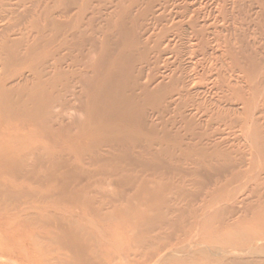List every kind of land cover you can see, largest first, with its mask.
I'll list each match as a JSON object with an SVG mask.
<instances>
[{"label": "bare ground", "instance_id": "bare-ground-1", "mask_svg": "<svg viewBox=\"0 0 264 264\" xmlns=\"http://www.w3.org/2000/svg\"><path fill=\"white\" fill-rule=\"evenodd\" d=\"M69 1L79 4V0ZM252 1L258 5L255 15H247L245 0H235L233 12L237 15L232 20L241 26L247 21L254 26L252 40L255 44L262 41L261 38L264 39V0ZM55 2H51L53 5L47 3L41 15L33 14L32 21L23 29L28 32L24 34L22 30L20 39L5 37L0 41L4 56L0 58L8 64L10 60L18 62L21 59L17 48L20 42H30L31 34L36 35L34 44H28L25 53L31 58H35V54L37 56L40 43L47 38V44H43V55H38L42 59L41 66L38 65L36 69L32 67L31 73L36 79L32 90L17 93L2 85L4 81L0 83V259L4 258L3 264H163L164 261L180 260L181 257L177 256L191 255L192 251L198 255L210 254L212 258L222 260L219 264H253L250 259L264 260V229L259 235L249 236L244 247L224 246L221 237L195 250L176 248L187 239L185 234L183 238L175 240V244L168 243V247L163 245L144 253L146 247L152 249L151 243L155 245L154 242L159 240L160 232L154 237L151 234L156 229L161 231L166 224L167 227L170 225V215H186L187 209L177 206L179 199L188 196L185 187L189 183L186 184L184 178L191 177V183L204 180L209 182L208 186H213L210 193H203L205 197L200 199L203 204L197 209L194 206L195 210L190 212L194 218L219 213L217 205L224 193L221 189L225 186L228 188L232 181L236 180L237 183L238 179L243 178L245 181L248 178L245 175L242 177V172L237 171L242 163L237 162L238 159L234 161L232 153L222 149V144L216 141L218 138L213 140L221 135L222 127L229 130L240 128V135L251 141L253 156L255 154V159H258L251 186L241 185L240 196H228L225 205L229 206L228 209H240L239 205H244L247 198L254 196L264 207V45L258 44L259 47H256L247 41L244 33L240 38L236 37L235 42L227 38L218 45V48H224L221 55L212 58L217 62L215 68L208 71L205 66L199 67L202 69L198 72V66L203 64V61H198L192 64L195 68L191 75V72L182 68L183 60L174 44L176 39L181 40L183 37L182 24L163 27L167 6L160 8L164 13L151 12L152 3L148 1L146 9L137 14L146 22L140 29L141 36H138V20L134 18L127 29L128 48L115 51L112 47L114 32L110 25L105 31L104 28L97 31L93 27L94 17H83L87 8L85 10L79 6L76 10L74 5L73 8L63 9L59 4L61 1ZM135 5H139L138 0H134L131 6ZM176 8L180 9L178 6ZM37 9H41L40 5ZM127 13H130L129 10ZM193 20L189 21L188 26L194 30L196 22ZM186 30L183 32L186 33ZM240 31L241 28L235 29L236 36ZM201 32L194 30L193 35H196V46L202 49L205 56L208 44ZM59 37L63 39L60 42ZM144 37L147 39L143 42ZM154 39V46L149 48V42ZM165 39L166 43L163 41ZM56 41L57 47L53 46ZM74 50L81 53L85 64L83 69L79 67L81 70L77 67L82 89L79 92L84 98V105L78 111L87 117L80 130L90 136L84 144L80 142L75 149H67L68 155L75 154L78 157L75 162L64 158L66 149L58 148L60 142L54 136L63 134L64 129L60 124L56 128L59 115L51 112L57 107V104H53V98L59 92L54 86L58 78L56 73L66 63L65 56L70 57ZM149 52L154 55L151 59ZM137 55L143 56L142 59L148 58L146 61L144 59L145 67L138 68V75ZM46 68H51L53 74L44 73ZM39 70L41 74L38 75L36 72ZM48 75L52 76L44 80ZM143 75L145 80L140 82L139 77L144 79ZM166 79L170 80L169 86L164 83ZM47 85L54 87L48 88ZM209 96L210 100L207 99ZM224 103L230 106L223 107ZM168 115L170 117L167 119ZM42 121L50 124L43 125ZM157 121L160 123L155 124ZM211 129L215 131L208 136ZM38 134L44 136L38 137ZM45 137L47 141L41 139ZM97 150L99 152L95 153ZM87 151L92 154L88 155ZM185 166L187 169L184 170ZM223 170L226 173L230 171L232 179L228 180L229 185L225 182L220 188L218 182L226 175ZM136 171L149 173L150 178H139L138 173H133ZM174 172L179 177L177 183H172V179L165 183L169 175H176ZM149 183L153 186L149 187ZM127 188L135 191L133 197L137 201L143 193L144 196L136 203L137 207H133V201L120 207L124 196L121 198L118 191L122 190L121 193L125 194ZM97 204H100L99 207H96ZM105 205L112 210L106 213ZM139 205L144 207L139 209ZM88 213L102 221H109V218L113 220L117 216L132 220L126 242L103 243L100 238L102 235L94 223H90L88 228L80 224L83 218L88 219ZM239 213L236 215L239 216ZM18 235L22 239L17 241L15 236L17 238Z\"/></svg>", "mask_w": 264, "mask_h": 264}, {"label": "rangeland", "instance_id": "rangeland-1", "mask_svg": "<svg viewBox=\"0 0 264 264\" xmlns=\"http://www.w3.org/2000/svg\"><path fill=\"white\" fill-rule=\"evenodd\" d=\"M59 1H61L62 3L61 2L59 3ZM84 1L79 0V4L78 3L76 4V2L74 3V1H69V0H54V1H52V0H0V17H1L0 18V41H1V39L5 38V37H7V38L11 37L10 39H20L22 37V35H20L19 33L24 29L25 26H28L27 24H29L30 21H32L31 17H33V14L34 15H41L40 12H42L41 10L43 9V7L48 5L47 3H50V5H53V3L55 2V3H59L60 7L62 6L61 8H63V9L73 8L74 5L76 6V7L74 6L76 8V10H77V7H79V6H80V8L82 7L85 10L87 8V11H86L87 14H85L86 12H83V17L84 16H86L87 18L88 17H92V18L94 17L95 21L93 20V27H95V30L98 29L97 31L103 30V28L105 31V29H107L106 27L109 28V25H110L112 27L113 32H114V38L112 37V39H113V41L115 40L113 42L112 47H113V49H115V51H121L124 48L127 49L129 46V37H128L127 29H128V27L131 26V23L133 22L134 18L138 20V22H137L138 36H141L140 33H142V32L140 31V29H141L142 25H144L146 22L137 14H138V12L140 13V11H143L144 9H146L147 2L149 1L152 3V4L150 3L152 5L151 6V12H158L159 11V13H161V12L164 13V10H162V9L160 10V8H161V6H167L166 7L167 11H165L166 18H165V21H163L164 22L163 27L164 26L172 27L173 24H178V23L182 24L183 27L181 28V32L183 34V37L181 38V40L176 39L174 44L176 43V48L178 49V53L180 54V57H182V60H183V63L181 64L182 68H184L187 72H191V75H192V70H194V68H195L194 65L192 66L193 63H196L198 61H203V64L198 66V68H197L198 72H201V69L204 66H205L204 68H206L209 71V70H211L212 67L215 66V63L217 64V62L216 61L214 62L212 58L214 55H217V57L219 55H221V50L224 48L220 49V48H218V45L220 43L223 44L225 39L228 38L231 40V42H235L236 39L240 38L241 34L244 33V37L247 39V41H250L253 44V40H252L253 34L252 33H253V27L254 26H252V24H249L248 21H247V24L245 23V24H243V26H241L239 23H236V24L233 23L232 18L234 15H237L236 12H233V10H234L233 6H234L235 0H232V1L231 0H196V1L194 0L195 2L193 0H148V1L147 0H138L139 5H135L134 7L131 6L132 3L134 2V0H86L85 2ZM222 1H224V2H222ZM51 2H53V3H51ZM83 2L85 5L83 4ZM86 2H87V4H86ZM244 4H245V7H246L247 12H248L247 15H255L256 14L257 8H258V5L256 3L254 4V2L252 0H245ZM39 5H40L41 9H37ZM222 5H224L225 7H222ZM176 6H178V8H180V9L177 10ZM156 8H158V9H156ZM83 9H82V11H83ZM30 10H32V11H30ZM76 10L73 11V13L76 12ZM128 10L130 12L129 14L127 13ZM197 10H198V12H197ZM213 11H214V13H213ZM24 14H26V15H24ZM131 14H132V16H131ZM181 15H183V17H181ZM56 17H57V15H56ZM17 18H18V20H17ZM21 18H22V20H21ZM42 18L44 19L43 16H42ZM192 19H194L193 21L196 22L194 30L202 31L201 32L202 36H205V38L207 40L208 46H207L206 50H208V51H206L205 56L201 52L202 49L200 47L196 46L197 39H196V35H193L194 30L191 29L190 26H188L189 21H191ZM42 23H43V21H42ZM236 28L237 29L241 28V31L244 30V32L240 31V33L238 32L237 36H236V34H235ZM184 30H186V33L183 32ZM187 31H188V33H187ZM26 32H28V31L23 30V32H21V33L26 34ZM157 32L159 33V30ZM224 32H226L227 35ZM170 34L173 36L172 33H170ZM221 35H223V36H221ZM30 36H31L29 39L30 42H27V41H23V43L20 42L21 44H19V46L17 48V51L21 54V59L19 58L18 62L16 60L11 62V60H10V63H9V61H8V64L5 63L6 61H4V59H1L4 56L0 50V54H1L0 55V57H1L0 58V61H1L0 62V83L1 82L3 83V81H4V83L2 85H6V87H8V88H12V91L17 92V93L22 92L21 90L27 89L29 91V90H32V88H34V83L36 82V79H34L35 76L31 73L32 67L35 68V67H38V65L41 66L42 59H40L41 58L40 56L43 55V53H44L43 50L45 47L44 45L47 44L46 43L47 38H45L44 39L45 41L44 42L42 41L43 43L42 42L40 43L41 47H39V51H37V53H38L37 56L35 54L33 56L35 58L28 57L25 55L27 46H28V44L29 45H32V43L34 44L33 39L36 37V35L31 34ZM99 36L100 35L98 34L97 37H99ZM154 38H156V37H154ZM58 39H59L58 42L63 40L61 37H59ZM100 39H101V37H100ZM146 39H147V37L146 38L144 37L143 42ZM24 40H25V38H24ZM261 40L262 41H258V43H255L253 45H255L256 47H259V45L260 46L264 45V39L261 38ZM101 41H102V39H101ZM154 41H155V39L153 41L151 40L149 42V48H152L154 46V44H155ZM163 41H164V43H166L167 39H165ZM25 42H27V43H25ZM58 42L56 41L55 44L53 43V46L57 47ZM214 48H216V49H214ZM187 49H189V50H187ZM210 50H212V51H210ZM76 51L77 50H74L72 52V55L70 57L68 56V58L70 60L64 55L65 53H62V55L65 56L66 63L64 64L65 67L62 65L61 71H58V73H56L58 78H56L57 80H55L54 86H56V89H59V90H57V92L58 91L59 92L55 94V96H54L55 99L53 98V104L54 105L57 104L56 105L57 107L55 109L53 108L51 111V112H53L54 115H56V114L59 115V116L57 115L58 117L56 118L57 119V121H56L57 124L55 125L56 128H58V126L60 127V125H61L62 128L64 129L63 134L60 133V134H57L56 136H54L55 139L59 140V142H60L58 148L59 149L62 148L63 150L66 149L65 154H64L65 155L64 158H68V159H70V161H74V162L78 160V157L75 154L68 155L67 149H69V148L75 149L80 144V142L81 143L83 142L82 144H84L88 140V138L90 137L89 135H87V133H85L86 131L84 132L85 133L84 134L80 130V127L84 124V122L87 118L84 114H82V113L80 114V112L78 111L82 107V105H84V98L81 95V93L79 92L82 90L80 88L81 84L79 82V77H80L79 76V74H80L79 69L81 67H82L81 69H83L85 64H84L83 56L81 55V53H79L78 51L76 53ZM192 52H194L195 54L193 55ZM39 53H40V56H39L40 58L38 57ZM137 56H139V58ZM137 56H136L137 57L136 75H138V73H139V71H138L139 67L140 68L145 67L144 59H145V61L148 59V58L146 59V57L144 59H142L141 57H143V56H140V55H137ZM149 56L151 59L154 55H153V53L149 52ZM71 58H73V59L71 60ZM72 63H73V65H70ZM47 65L49 66V64H47ZM77 67L78 68L80 67V68L78 69ZM162 67H163V64H161V69L163 71ZM199 67H202V68L200 69ZM73 68H74V71H73ZM140 68H139V70H140ZM51 71H52L51 68H46L44 70V73L53 74L52 73L53 71L52 72ZM67 72H68V74H66ZM36 73L41 74L40 70H39V72H36ZM10 76H12V77H10ZM51 76L52 75H48V76H46L47 78L45 77L43 79L47 80ZM143 77H144V79L142 77H139L140 82H144L145 76L143 75ZM3 78H4V80H3ZM68 78H70V79H68ZM169 82H170L169 79H166V81H164V83L167 86H169ZM75 84H76V86H75ZM54 86L53 85H47L48 88L49 87L52 88ZM63 86H65V87L67 86L66 87L67 89ZM23 88H25V89H23ZM79 89H81V90H79ZM29 93L30 92H28V94ZM137 93H140V92L137 91ZM207 99L210 100V96L207 97ZM222 106L223 107L224 106L229 107L230 105H229V103H224ZM237 108H240V107H237ZM56 109H57V111H55ZM75 114L79 115V116H76ZM169 117L170 116L168 115L166 118L168 119ZM59 118H61V119H59ZM42 122H43V125H49L50 124L49 122L46 123V121H42ZM157 123H160V121L155 122V124H157ZM215 129L214 130L211 129L210 132L207 133L208 136L212 135L213 132L215 131ZM220 129L222 130L221 135H218V137L216 136V138H213V140L218 138V140H216V141L220 142L222 144V147H223L222 149L226 150L227 152L232 153L231 158H233L234 161H236L238 159L237 162L240 161L242 163L241 168L244 171H242L241 168L237 171L242 172V177H243V175H245V176H248V178L245 181H243V178H241L240 180L238 179L239 181L237 180V183H235L236 180L232 181V183H231L232 185L231 184L229 185L228 180L232 179V174L228 170H227L228 171L227 173L225 172V170H223L224 171L223 173L226 175H224V178L220 179V181L218 182L219 185L218 184L217 185L221 188L223 185H225V182H227L226 185H229V186H227L228 188H226V186H225L221 189V191H224V193L221 194V191H220L221 197L218 201L220 203L217 205V207L219 208L218 209L219 213L214 212L215 215H213V213L210 215L205 214L206 217L203 214L202 215L203 217L201 216V217H197V218L196 217L194 218L193 215L191 216L190 212H193L195 210V207L197 209L200 206V204L201 205L203 204L202 200L205 197V195H203V193L204 194H207L208 192L210 193L211 192L210 190H212L213 186L211 184H210V186H208L209 182H206L204 180H203L204 182L202 180L201 181L197 180V182L195 181V182L191 183L189 180L191 177L190 178H184L183 181H185V182L187 181L186 184L187 183L190 184V185L187 184L186 185L187 187H185V191L188 193L187 194L188 196L186 198L179 199L178 202H180V203L177 204L178 202H176L175 205L177 204V206H180L181 208L187 209L186 213H185L186 215L183 214L182 217L181 216L176 217L175 215H170L172 219L167 218L169 220L168 224H170L169 225L170 227L169 226L167 227V224H166L161 229V231L156 229L157 231L155 230V232H153L151 234V236L154 234L153 235V237H154L159 232H160L159 234L160 235L162 234V235L161 236L159 235V240L157 239L158 240L157 242L153 241L156 246L151 243L152 249H151V247H146L145 248L146 250H144L145 251L144 253H147L150 250L154 251L158 247H162L163 245H165V247L166 246L168 247L169 244H175L176 243L175 240L180 239L181 237L183 238L185 236V234L187 236V239H186L187 241L183 240L181 242V244H178V246H176V248L177 247L178 248L188 247L191 250H195V248H197V247L199 248V246H201L202 244H208L209 242H213V240L220 239L221 237L223 238L222 241L225 242V244H223L224 246L244 247V245L250 239V237H254V236L262 233L261 230L264 229V225H262V224H264V220H263L264 219V215H263L264 214V207H262L263 205H260L257 202V199L254 196H252L253 199L251 197L247 198L246 201L244 202V205L243 204L239 205L238 207H241L240 209H237L236 207H235V209H233L231 207L228 209L229 206L225 205V203L227 204L226 200H228V198H229L228 196L232 197V195H234V197H236V195H237V198H238V196H240L239 195V193L241 191L240 188H243L244 185L251 186V183H252L251 180H253V177H254L253 175L255 174V169L258 168L257 167L258 159L256 157V159H257V161H256V159L254 157L256 155L254 154V156H253V151L251 150V147H250L251 141L247 140L245 137H242L240 135V132H241L239 130L240 128L235 129V130H229V129H225V127H222ZM223 129H225V130H223ZM241 134H242V132H241ZM77 135H79L80 137L78 136V138H77ZM42 136H44V135L38 134V137H42ZM41 139H43V141H47L46 137L41 138ZM58 148L56 150L57 152L59 151ZM164 148H165V146H164ZM103 149H105V148H103ZM232 149H234V150H232ZM87 152H88V155L92 154V152H90V154H89V151H87ZM97 152H99V151L98 150L95 151V153H97ZM74 155L77 159L74 158ZM177 155H179V154L177 153ZM242 156H244V157H242ZM253 157L255 160L253 159ZM230 160H232V159H230ZM234 161H232V162H234ZM243 162H245L246 164ZM243 164L246 166L244 167ZM183 169L185 170V169H187V167L185 166ZM138 171H140V170H138ZM188 171H190V170H188ZM244 172H245V174H244ZM133 173L134 174L138 173L137 176L139 178L140 177L143 179L145 177H146L145 179L150 178L149 173H139L137 171L133 172ZM175 174L176 175L173 174L174 176L171 174L167 178H165V180H164L165 183L168 181L170 182L171 179L174 180L172 183H174V182L177 183L179 177H177V173H175ZM176 177H177V180H176ZM168 179H170V180H168ZM212 180H213V182L215 181V179H213V178H212ZM212 180H211V183H212ZM157 181L162 182V180H157ZM244 182L245 183L248 182V184L247 183L245 184ZM212 184L214 185L215 183H212ZM150 185L153 186L152 184L149 183V187H150ZM233 185H235V186H233ZM241 185H243V186H241ZM236 186H237V188H236ZM154 187H155V184H154ZM224 188H225V190H224ZM205 190H207V192ZM228 190L230 191L231 194L229 193ZM231 190H232V192H231ZM237 190H238V193H237ZM121 191H118V192L121 195L120 196L121 198L124 196V199L122 202L123 205H122V203L121 204L119 203L120 207L126 205V202H128V201H130V202L133 201L132 202L133 207H137L136 203H138L139 200L141 199V197L144 196L143 193H141L140 196L138 197V201H137L133 197L134 193H135L134 190H130L127 188L126 191L124 192L125 194H122ZM168 191H170V190L168 189ZM167 192H166V194H167ZM194 192H196V193H194ZM200 192L202 194H199ZM223 194H224V197H223ZM228 194H230V195H228ZM170 199H171V197H170ZM200 199H202V200H200ZM124 200H126V201H124ZM172 202H175V200H173ZM181 202L182 203L184 202V204H182ZM188 203H189V205H188ZM99 205L100 204H97L96 207H99ZM224 205L226 207H224ZM252 205H253V207H252ZM219 206H222V207H219ZM105 207L104 208H105L106 213L108 211L112 210V209H109V206L107 207L105 205ZM143 207H141L140 205L138 206L139 209L140 208L142 209ZM241 209H242V211H241ZM261 210L263 211V213ZM84 211L86 212L87 210L84 209ZM187 211L189 212V214H187L188 213ZM232 211H234L235 213ZM239 211L242 214H240ZM238 213L241 215V216L239 215L240 217L237 216ZM88 214L90 215L87 217L88 219L85 220V218H83V220L80 222V224L84 225L88 228V227H90V226H88V225H90V223L91 224L94 223L93 224L94 227H97L98 232H100L99 234L102 235V236H100V238L103 239V240L101 239L103 243L106 242V244L107 243L116 244L117 241H122L123 243L126 242L125 237L127 236V233L131 230L132 220H127V218L125 216H117V217H114L116 219L110 220L111 218H109V221L107 219L105 221L103 220L104 221L103 222L101 218L93 217V215L90 213H88ZM228 214H230L231 217H229ZM189 215H190V217H189ZM232 215H233V217H232ZM119 217L122 219H120ZM249 217H251V218H249ZM192 218L196 219V221L193 220ZM202 218L204 220L200 221V220H202ZM117 220H119V221H117ZM121 220H122V222H121ZM170 221H171V223H170ZM219 225L222 227H220ZM171 226H173V227H171ZM192 226H193V228H192ZM216 226H217V228H216ZM167 228H170V229H167ZM171 228H173V229H171ZM221 228L222 229L224 228V229L221 230ZM175 229H177V230H175ZM162 231H164L165 233ZM95 235H97V234L95 233ZM178 235H179V237H178ZM218 235H220V237ZM140 237H142V236L140 235ZM176 237H178V238H176ZM15 239L18 241V240L22 239V236L18 235L17 238L15 236ZM153 246H155V247H153ZM110 248H112V247H110ZM192 252H193L191 254L192 256L189 255L190 253H188L187 255L185 254V256H184V254L182 256L180 254L179 256H177V257H181L180 260L178 259V260L170 261V262L164 261L163 264H216V263L219 264L222 262V260H217L215 258H212L210 254H199L198 255L197 252H194V251H192ZM164 253L165 252H162V254H164ZM3 260H4V258L0 259V264L4 263ZM250 260L253 261V264H259V263L263 264L264 263V260L262 258H259L258 260L257 259H254V260L250 259ZM261 262H263V263H261Z\"/></svg>", "mask_w": 264, "mask_h": 264}]
</instances>
